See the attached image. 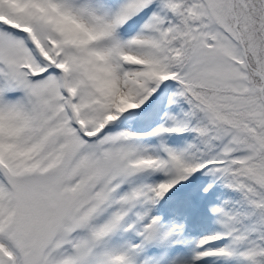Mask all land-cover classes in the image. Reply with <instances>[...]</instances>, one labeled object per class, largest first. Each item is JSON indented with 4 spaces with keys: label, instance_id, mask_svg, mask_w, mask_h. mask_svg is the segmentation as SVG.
Masks as SVG:
<instances>
[{
    "label": "snow or ice",
    "instance_id": "1",
    "mask_svg": "<svg viewBox=\"0 0 264 264\" xmlns=\"http://www.w3.org/2000/svg\"><path fill=\"white\" fill-rule=\"evenodd\" d=\"M0 264H264V0H0Z\"/></svg>",
    "mask_w": 264,
    "mask_h": 264
}]
</instances>
